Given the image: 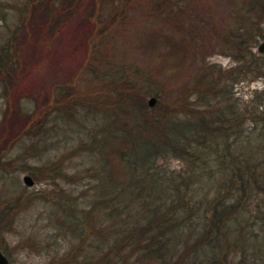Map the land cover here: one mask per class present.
Segmentation results:
<instances>
[{"label": "rangeland", "instance_id": "374dc122", "mask_svg": "<svg viewBox=\"0 0 264 264\" xmlns=\"http://www.w3.org/2000/svg\"><path fill=\"white\" fill-rule=\"evenodd\" d=\"M31 1L0 0V48L7 49L10 61H20L23 66L10 89L11 97L7 99L0 84V250L11 264H97V242L91 237L76 236L72 230L76 225L66 218L88 207L83 193L90 192L93 172L89 169L97 166L100 159L98 146L89 148L88 142L97 140L98 127H103L108 120L105 118L114 112L116 122L122 120L108 88L118 73L137 86L150 85L143 112L155 117L162 103L170 104L171 98L178 97V87L192 81L200 65L207 68L213 64L231 89L229 98H221L220 104H226L223 117L234 129H240V140L251 141L257 147L258 142H263L264 70L259 64L264 61V53L257 51V45L264 39V10L260 5L264 0H92L98 9L93 13L95 28L84 25L87 46L86 32L74 31L65 23L53 39L46 41L49 45L37 53L35 60L25 43L33 46L40 39L35 40L28 29L20 28ZM50 1L58 22L62 18L60 0ZM240 23L245 30L254 26L252 31L258 33L249 44L252 56L246 61L250 66L247 62L239 65L233 50L217 37L218 33L226 37ZM160 37L164 41L156 55L151 43ZM169 43L175 44V50L186 60V69L176 78H170L167 71L160 75L162 69L155 68L167 58ZM214 45L216 48H212ZM194 57L198 58L192 72ZM238 70L240 74L232 82L228 72ZM3 73L6 72L0 71V79ZM163 79L166 85L160 104L153 92ZM66 88L74 90L71 100L81 99L84 103L65 110L69 101L58 103L56 97ZM152 96L156 102L149 107L147 101ZM40 97H44L43 102ZM230 102L232 107L227 106ZM10 104L31 115L29 123H14L16 130L12 132L6 126ZM186 117L177 112L170 120ZM143 139L138 138L142 146ZM159 157L162 167L184 175L191 172L188 158L173 153ZM208 171L209 168L202 169L206 174L203 181L191 186L196 196L213 192ZM24 175L32 178V185L24 184ZM207 181L211 183L206 185ZM236 194L242 203L241 222L237 225L246 242L232 244L226 262L241 264L243 255L246 264H264V194L254 189ZM143 263L148 259L144 258Z\"/></svg>", "mask_w": 264, "mask_h": 264}, {"label": "trees", "instance_id": "16d2710c", "mask_svg": "<svg viewBox=\"0 0 264 264\" xmlns=\"http://www.w3.org/2000/svg\"><path fill=\"white\" fill-rule=\"evenodd\" d=\"M31 2L20 28L22 31L28 29L35 40L40 39L33 46L25 43L34 60L37 53L49 45L46 41L61 30L62 24H70L74 31L82 33L87 31L84 25H90L91 30L95 28L93 13L98 5L92 0H61L62 18L58 22L50 0ZM260 5L264 10V3ZM252 27L245 30L240 23L231 28L226 37L217 34L219 42L233 50L239 65L246 64V59L252 56L249 44L258 36ZM84 38L87 46L88 32ZM159 41L151 43L156 55L164 39L160 37ZM89 43L94 46L91 41ZM169 44L167 58L155 68L162 69L160 75L167 71L170 78H176L186 69V60L175 50V44ZM0 50V71L6 72L2 74L0 84L8 99L10 89L15 86L14 79H18L15 77L23 66L20 61L9 60L6 48ZM19 58L22 60L21 56ZM32 58L27 57V60ZM195 58L198 57L193 58L190 66L192 72H195ZM247 65L250 66V62ZM259 66L264 70V61ZM196 72L190 83L178 87V97L171 98L170 104L162 103L160 113L155 117H148L143 112L150 85L137 86L120 73L108 83L113 104L122 120L118 124L114 112L105 118L108 120L104 121L103 127H98L97 140L88 142L89 148L98 146L100 157L97 166L89 169L93 172L90 192L83 193L88 207L66 218L68 223L76 225L72 228L76 236L91 237L97 242L100 254L97 264H229L226 261L231 245L246 242L237 225L241 222L242 203L236 192L254 189L264 194V139L256 144L258 147L251 141L245 143L244 139L240 140V129H234L223 117L226 104H220L221 98H229L231 89L219 76V69L213 64L207 68L200 65ZM228 74L233 82L240 70ZM164 80L158 81V89L153 92L160 104L165 91ZM73 92L69 88L60 91L56 102L68 100L64 108L69 111L73 105L83 104L81 99L71 100ZM39 99L44 101V97ZM189 99L194 101L186 102ZM227 106L232 107L231 102ZM7 110L6 126L11 132L16 130L14 123L22 126L26 121L30 122L31 115L18 106L10 104ZM177 112L187 117L171 121ZM138 138H144L141 140L143 146ZM222 148L225 151H221ZM169 153L188 158L191 172L184 175L162 167L158 163L159 155ZM212 156L215 157L212 159ZM204 168H209L207 175L212 183L207 181L206 185L211 183L213 192L196 196L191 186L203 181ZM144 258L148 263H143ZM245 259L242 255L241 264H246Z\"/></svg>", "mask_w": 264, "mask_h": 264}, {"label": "water", "instance_id": "95a60500", "mask_svg": "<svg viewBox=\"0 0 264 264\" xmlns=\"http://www.w3.org/2000/svg\"><path fill=\"white\" fill-rule=\"evenodd\" d=\"M257 49L260 52L264 51V40L258 45ZM155 102H156V98L150 97L147 101V104L149 106H153ZM23 181L26 185H29V186L33 184V180L29 175H24ZM0 264H10L8 258L3 254L1 250H0Z\"/></svg>", "mask_w": 264, "mask_h": 264}, {"label": "flooded vegetation", "instance_id": "af4514ba", "mask_svg": "<svg viewBox=\"0 0 264 264\" xmlns=\"http://www.w3.org/2000/svg\"><path fill=\"white\" fill-rule=\"evenodd\" d=\"M60 1H61V0H60ZM263 53H264V52H263ZM263 53H262V54H263Z\"/></svg>", "mask_w": 264, "mask_h": 264}]
</instances>
